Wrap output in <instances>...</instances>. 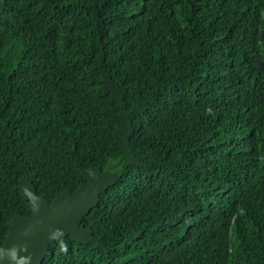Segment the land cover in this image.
Wrapping results in <instances>:
<instances>
[{
    "label": "trees",
    "instance_id": "trees-1",
    "mask_svg": "<svg viewBox=\"0 0 264 264\" xmlns=\"http://www.w3.org/2000/svg\"><path fill=\"white\" fill-rule=\"evenodd\" d=\"M94 166L41 264H264V0H0V244Z\"/></svg>",
    "mask_w": 264,
    "mask_h": 264
},
{
    "label": "water",
    "instance_id": "water-1",
    "mask_svg": "<svg viewBox=\"0 0 264 264\" xmlns=\"http://www.w3.org/2000/svg\"><path fill=\"white\" fill-rule=\"evenodd\" d=\"M83 174L86 182L75 192H59L51 203L38 194L31 179L21 178L32 216H13L5 241L0 244V264H41L49 244L63 236L70 235L80 243L92 240L93 233L82 226V220L98 205L101 193L116 184L120 174L95 166Z\"/></svg>",
    "mask_w": 264,
    "mask_h": 264
}]
</instances>
